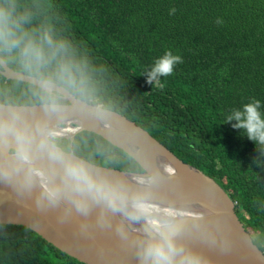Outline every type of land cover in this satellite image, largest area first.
<instances>
[{"label": "trees", "instance_id": "1", "mask_svg": "<svg viewBox=\"0 0 264 264\" xmlns=\"http://www.w3.org/2000/svg\"><path fill=\"white\" fill-rule=\"evenodd\" d=\"M42 13L87 62L103 107L215 179L264 251V147L235 121L224 123L253 100L264 114V0H43ZM166 51L181 62L159 84L147 83ZM65 139L97 165L144 172L96 133ZM0 264L86 263L25 226L0 223Z\"/></svg>", "mask_w": 264, "mask_h": 264}, {"label": "clouds", "instance_id": "2", "mask_svg": "<svg viewBox=\"0 0 264 264\" xmlns=\"http://www.w3.org/2000/svg\"><path fill=\"white\" fill-rule=\"evenodd\" d=\"M42 9L43 0H0V182L25 191L38 187V204L63 200L82 214L99 206L102 224L106 211L119 213L129 226L139 224L137 264H207L177 241L178 219L186 213L156 202L154 178L136 176L129 182L109 175L80 155L75 141L66 142V117L73 112L102 116L103 105L87 62L41 18ZM180 62L179 55L166 51L152 64L146 82L159 84ZM260 107L259 100L244 104L224 123L235 121L234 129L264 147ZM117 231L127 235L123 224Z\"/></svg>", "mask_w": 264, "mask_h": 264}, {"label": "water", "instance_id": "3", "mask_svg": "<svg viewBox=\"0 0 264 264\" xmlns=\"http://www.w3.org/2000/svg\"><path fill=\"white\" fill-rule=\"evenodd\" d=\"M102 111V116L70 113L65 125L71 132L65 138L93 132L135 159L144 172L97 166L129 182L136 176L154 178L151 190L156 202L186 213L178 219L177 241L200 253L207 264H264V251L238 217L236 202L215 179L182 161L133 120L104 107ZM39 191L0 182V223L25 226L86 264H137L134 240L139 224L129 226L119 213L109 211L102 224L99 206L82 214L63 200L55 206L38 204ZM118 224H123L127 235L117 231Z\"/></svg>", "mask_w": 264, "mask_h": 264}, {"label": "bare ground", "instance_id": "4", "mask_svg": "<svg viewBox=\"0 0 264 264\" xmlns=\"http://www.w3.org/2000/svg\"><path fill=\"white\" fill-rule=\"evenodd\" d=\"M69 132H71V129H67V130H66V133H69Z\"/></svg>", "mask_w": 264, "mask_h": 264}]
</instances>
